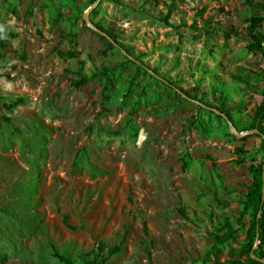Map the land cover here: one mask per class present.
<instances>
[{"label": "rangeland", "instance_id": "374dc122", "mask_svg": "<svg viewBox=\"0 0 264 264\" xmlns=\"http://www.w3.org/2000/svg\"><path fill=\"white\" fill-rule=\"evenodd\" d=\"M250 15L247 0H0V264H63L53 247L82 264L100 241L122 247L106 264L232 258L264 160ZM226 221L237 233L215 247Z\"/></svg>", "mask_w": 264, "mask_h": 264}, {"label": "trees", "instance_id": "16d2710c", "mask_svg": "<svg viewBox=\"0 0 264 264\" xmlns=\"http://www.w3.org/2000/svg\"><path fill=\"white\" fill-rule=\"evenodd\" d=\"M247 5L251 9V15L247 19L249 23L247 26L249 38L248 49L249 51L255 54H260L264 57V31L262 30L264 26V0H247ZM256 8H259V11H261L263 15H258ZM204 30L206 33H209L208 27H205ZM232 32V30L226 31V38H229ZM13 38L14 35L12 33H3L2 36H0V59L4 56V53ZM104 39L106 40V38ZM106 42L110 43L108 40H106ZM260 74L264 79V70H261ZM91 79V76L81 75L80 78H73L70 81L72 86L80 88L90 82ZM169 86L174 87L175 85L170 82ZM183 94L188 98L191 97L197 99L196 96H192L188 92L183 91ZM19 101H21V99L15 101L12 100L10 103H5L4 107L6 109H11L12 106ZM219 110L222 112L221 115H227L230 118V112L228 110L224 108H219ZM3 118L6 121H9V118ZM250 129H257L259 131V133H256L255 135L261 139V149L264 151V94L262 95L261 103L255 110ZM263 164L264 160L259 164L251 166L252 182L248 187L245 200L242 201L244 207L243 213H248L250 216V225L246 231L245 242L240 247H232L230 249V255L232 258L216 264H264L263 262L252 258L253 253L256 257L264 259V202L262 200ZM63 221L68 228L73 230L76 229L75 226L68 223L67 216H64ZM223 230L224 232L222 234H216L214 236L215 247L225 244L228 240L234 238L237 233V230L232 227L229 221L225 222ZM121 250V244L109 246L105 242L100 241L97 245V249L93 252L91 257L81 256L83 259L82 264H106L111 257L120 253ZM53 257L63 264H80L76 259L60 253L55 247H53Z\"/></svg>", "mask_w": 264, "mask_h": 264}, {"label": "water", "instance_id": "95a60500", "mask_svg": "<svg viewBox=\"0 0 264 264\" xmlns=\"http://www.w3.org/2000/svg\"><path fill=\"white\" fill-rule=\"evenodd\" d=\"M95 6H97V3L94 5V7H95ZM88 16H89V12L85 13L84 16H83V18H84V20H85L86 22L89 21ZM162 80H163L166 84H169V83H170L169 81H167V80H165V79H162ZM216 112H218V111H216ZM225 118H227V116H225ZM249 133H250V134H252V133H259V131H258L257 129H254V130H251ZM243 135H244L243 133H239V134H237V136H238L239 138L242 137ZM263 138H264V137H263ZM262 200H263V202H264V164H263V198H262ZM252 258L257 259V260H259V261H261V262L264 263V259H261V258H259V257H256L253 253H252Z\"/></svg>", "mask_w": 264, "mask_h": 264}]
</instances>
